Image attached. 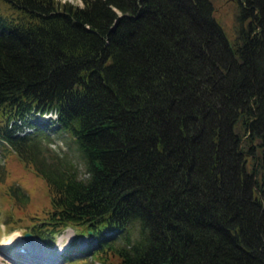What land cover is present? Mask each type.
I'll return each mask as SVG.
<instances>
[{"label": "trees", "instance_id": "1", "mask_svg": "<svg viewBox=\"0 0 264 264\" xmlns=\"http://www.w3.org/2000/svg\"><path fill=\"white\" fill-rule=\"evenodd\" d=\"M79 1L0 0V150L49 196L31 233L93 238L87 264H264V0L230 33L213 0Z\"/></svg>", "mask_w": 264, "mask_h": 264}, {"label": "rangeland", "instance_id": "2", "mask_svg": "<svg viewBox=\"0 0 264 264\" xmlns=\"http://www.w3.org/2000/svg\"><path fill=\"white\" fill-rule=\"evenodd\" d=\"M57 1L74 5L80 4L79 0ZM233 2L232 0H213L216 16L223 23V28L228 33H230L229 29L231 28L232 13L234 10ZM48 118H53V115L44 114L42 116H36L33 121L38 122ZM43 129L51 133L50 128L44 126ZM30 130L31 128H25L24 131L28 132ZM60 139L54 138V142L50 146L53 148L61 147L78 164L79 169L82 170L81 161L74 151L73 143L64 134L60 136ZM0 165L3 166L4 170L3 179L0 181V264H10L6 262L8 260L11 264H87L90 259L88 253L83 252L80 254L76 249L88 248L93 245L95 243L93 238L79 235L76 230L68 227L55 235L54 241L50 246H44L39 239L31 234L29 227L34 223L42 221V218L45 217L44 212L50 207L48 191L44 181L28 167L23 166L14 155H2L1 150ZM12 185H18L26 192L28 199L25 205L15 203L7 195V188ZM63 233L64 236H61V239L59 236ZM25 234L32 236L33 239H31L32 241L30 240L31 244L37 246L36 242L38 241V245L42 249L40 251L41 260L34 261L33 263H24L12 255L15 252L14 246L19 243L20 238V240L24 239L22 237ZM9 239L12 240L10 241ZM31 250L32 253L35 251L33 246H31ZM59 252H64L65 254L66 252H71V255L64 258V253L59 254ZM43 253L48 257L44 258L42 256ZM56 255H60L61 258L59 256L56 257ZM25 256L28 257V255ZM50 256L55 257V261L52 262L50 259L52 257Z\"/></svg>", "mask_w": 264, "mask_h": 264}, {"label": "bare ground", "instance_id": "3", "mask_svg": "<svg viewBox=\"0 0 264 264\" xmlns=\"http://www.w3.org/2000/svg\"><path fill=\"white\" fill-rule=\"evenodd\" d=\"M61 236H64V233L62 235H60L59 237H61ZM59 237H58V239H59ZM20 239H19V243L14 246V251L15 252H13L12 255L14 257L22 260L24 263H33L34 261L41 260L40 251H42V249H40V245H38V241L37 242L35 241L36 244H37V246H36V245L31 244L32 240L30 241V240H27L26 238H24L22 240H20ZM61 239H62V237H61ZM10 241H9V243H10ZM31 246H33V248L35 249V251L33 253H32V250H31ZM15 248H23L24 250H23V252H20V251H17ZM9 253H11V252L9 251ZM25 255H28V257L25 256ZM42 256H44V258L48 257L44 253L42 254ZM6 262L11 264V262H9V260L6 261ZM37 264H39V263H37Z\"/></svg>", "mask_w": 264, "mask_h": 264}, {"label": "water", "instance_id": "4", "mask_svg": "<svg viewBox=\"0 0 264 264\" xmlns=\"http://www.w3.org/2000/svg\"><path fill=\"white\" fill-rule=\"evenodd\" d=\"M23 237L26 238L27 240H31L32 239V236H30L28 234L23 235Z\"/></svg>", "mask_w": 264, "mask_h": 264}]
</instances>
